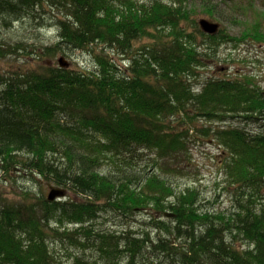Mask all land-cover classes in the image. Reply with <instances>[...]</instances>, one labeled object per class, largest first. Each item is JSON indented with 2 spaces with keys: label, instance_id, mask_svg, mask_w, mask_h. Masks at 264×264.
I'll return each instance as SVG.
<instances>
[{
  "label": "trees",
  "instance_id": "trees-1",
  "mask_svg": "<svg viewBox=\"0 0 264 264\" xmlns=\"http://www.w3.org/2000/svg\"><path fill=\"white\" fill-rule=\"evenodd\" d=\"M44 2L56 12L58 40L47 51H87L95 67H43L1 81L0 164L5 173L17 165L39 173L83 200L34 203L23 201L26 193L0 203V264H61L56 243L81 253L67 254L72 264H146L147 254L171 264H264V88L240 75L209 78L198 91L190 82L222 45L264 46V0H0L2 25L42 20ZM198 14L214 22L229 14L242 30L204 34ZM22 47L2 48L0 57ZM106 51L121 54L127 69ZM199 119L231 125L198 128ZM253 123L258 131L247 129ZM191 128L221 149L228 213L203 211L195 188L176 192L152 172L186 156ZM143 151L156 158L139 168ZM142 211L173 216L148 224L164 237L85 225ZM237 237L245 249L234 248Z\"/></svg>",
  "mask_w": 264,
  "mask_h": 264
},
{
  "label": "rangeland",
  "instance_id": "rangeland-1",
  "mask_svg": "<svg viewBox=\"0 0 264 264\" xmlns=\"http://www.w3.org/2000/svg\"><path fill=\"white\" fill-rule=\"evenodd\" d=\"M259 5V0H256ZM256 4V5H257ZM241 6H245V3L241 2ZM257 5V6H258ZM44 13H41L42 20H36L33 22L31 18L20 20L17 23L12 22L11 26L6 28L2 25L0 20V49L11 47L19 43H23V47L19 50L16 48L15 52L9 51L4 57H0V91L4 88L1 81L14 76L16 73L40 72L41 68H57L58 60L62 57L68 63V69H86L93 70L94 62L92 56L86 51H74L67 49L63 45L55 54L50 53L47 50L54 48V44L58 43L55 34V10L52 8L51 4H43ZM201 18H206L201 14L195 16V19L199 20ZM223 25L227 28V32L232 36L239 35L242 27L235 26L232 23V18L229 14L225 15ZM207 19V18H206ZM44 22V25L37 24L39 22ZM139 43H135L138 46ZM108 55L116 65L122 66L123 70L127 69L128 63L123 60V56L118 53H111V51H106ZM205 62V67L199 68L198 79L190 80L192 88L195 91L201 89L203 85L209 78H228L231 75L235 76H251L256 79L259 86L264 88V46L254 45L253 43L241 44L235 48L231 45H222L218 48V51L213 57L210 54ZM124 62L126 65H123ZM171 124L173 127H177L174 122V118H171ZM198 128L201 126L211 128V130L227 127L231 124L228 122H210L206 123L199 119L196 122ZM260 124L253 123L247 128L250 131H258ZM141 152V150L139 151ZM221 149L218 148L217 142H215L213 136H204L201 133H196L192 128L189 132L187 153L186 156L182 155L177 157L176 161L170 163L171 167L160 166L154 171L160 176H163L167 181H169L175 188L176 192H183L187 188H195L199 195L200 205L202 210H207L209 213H228V209L232 207L229 194L223 192L225 183L223 181V173H221L222 166ZM154 152L143 151L141 159L137 160V165L139 168H144L150 164L151 159H155ZM23 159H26L23 158ZM0 164V203H14L17 201H22L27 193V197L23 200L38 203L41 198L47 200L48 192L50 187H56L63 189L66 194L63 198H59L57 201L66 202H77L80 203L83 200L82 195H78L73 189L69 187L63 188L57 186L52 180L45 179L39 173L28 171L22 168L20 165L15 166V170L6 172L2 170ZM164 170H162V168ZM11 168V167H10ZM111 166L102 165L99 169L103 171H109ZM150 170V168H147ZM138 170V169H137ZM164 174H163V173ZM27 202V201H26ZM0 204V205H1ZM153 217L160 221H168L171 218L159 215L156 211H142L135 213L128 219L114 217L112 214L107 213L102 214L97 220L86 223L85 225H93L97 230H109L118 232L121 235L127 231L132 230L140 235L143 232H149V238L152 240H157L159 237H164L165 233L162 230H155L150 225L153 221ZM147 223V224H146ZM149 224V225H148ZM71 229L72 224L67 225ZM199 229V228H198ZM199 232V231H198ZM169 237V236H167ZM234 248H246V244L239 237L231 240ZM58 255L57 260L61 264H72V260L67 258V254L81 255V253L76 252L73 248L68 247L65 250L62 245L56 243L53 247ZM87 253V257L89 253ZM146 264H171L170 259H164L163 256L158 258L154 255H146ZM177 264V263H176Z\"/></svg>",
  "mask_w": 264,
  "mask_h": 264
},
{
  "label": "water",
  "instance_id": "water-1",
  "mask_svg": "<svg viewBox=\"0 0 264 264\" xmlns=\"http://www.w3.org/2000/svg\"><path fill=\"white\" fill-rule=\"evenodd\" d=\"M198 27L199 29H201V31L204 34L207 35H216V33H218L219 31V27L220 24L218 22H214L210 19H206V18H201L198 20ZM58 67L59 68H64V69H68V63L65 61V58L62 57L58 60ZM48 197H47V201L49 202H54L57 201L59 198H63L66 194V192L61 189V188H56V187H50L49 192H48ZM165 217L167 218H173V216L171 214L166 213Z\"/></svg>",
  "mask_w": 264,
  "mask_h": 264
}]
</instances>
